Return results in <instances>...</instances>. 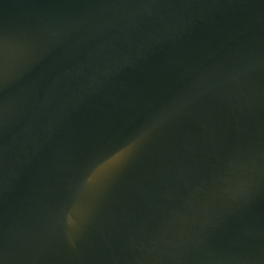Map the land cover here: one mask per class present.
Returning a JSON list of instances; mask_svg holds the SVG:
<instances>
[{
  "label": "water",
  "instance_id": "1",
  "mask_svg": "<svg viewBox=\"0 0 264 264\" xmlns=\"http://www.w3.org/2000/svg\"><path fill=\"white\" fill-rule=\"evenodd\" d=\"M0 264H264V0H0Z\"/></svg>",
  "mask_w": 264,
  "mask_h": 264
}]
</instances>
